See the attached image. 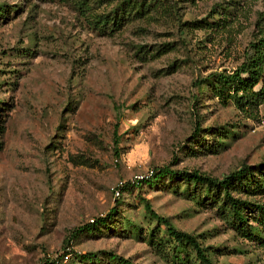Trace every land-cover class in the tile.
Wrapping results in <instances>:
<instances>
[{"label": "rangeland", "instance_id": "obj_1", "mask_svg": "<svg viewBox=\"0 0 264 264\" xmlns=\"http://www.w3.org/2000/svg\"><path fill=\"white\" fill-rule=\"evenodd\" d=\"M78 1L0 0V264H118L108 251L202 264L144 198L214 263L264 264V192L232 190L248 201L238 225L221 189L152 177L166 165L220 178L249 164L263 180L264 107L245 114L195 81L238 65L264 0ZM121 12L98 28L94 16Z\"/></svg>", "mask_w": 264, "mask_h": 264}, {"label": "trees", "instance_id": "obj_2", "mask_svg": "<svg viewBox=\"0 0 264 264\" xmlns=\"http://www.w3.org/2000/svg\"><path fill=\"white\" fill-rule=\"evenodd\" d=\"M103 2L104 0L78 1L80 7L85 9L90 8L89 5L100 6ZM94 17L97 18L96 22L99 24L98 28L104 30L106 25L114 26L116 22L122 20L123 15L121 12L119 17L115 16V18L109 19L107 13H100ZM258 25V35L247 43L243 59L231 72H212L207 77L196 79L195 81L196 87L202 89L203 86L207 85L205 78H208V85L213 84L212 92L218 96L223 103L232 101L236 107L248 115L258 111L259 106L262 105L264 107V21L260 22ZM195 130H197V127H195ZM256 169L260 170L259 177L263 178V180H259V182H253L249 177L253 172V167L249 164H243L220 178L212 177L194 169H171L166 165L157 168L152 177L154 179L155 177L166 175L167 178H179L187 183L203 184L208 189L215 187L221 189L223 191V200L229 205L232 217L237 221L236 224L242 225V223L246 221L242 210L248 201L239 196H233L232 190L239 186V188L244 190L254 187V191L258 190V192H264V160L256 165ZM141 180L146 181L144 179ZM256 207L257 212L264 214V204H256ZM144 208L147 214L166 226L167 233L178 244L185 243V245L194 249L195 256L202 264H216L204 251V247L200 244L195 235L186 230L174 227L170 222V217L168 215L159 214L152 207L151 201L148 198H144ZM114 210L116 209L113 206L105 215L96 217L93 219V223H85L83 227L89 228L91 224H104L107 220L106 217L110 216ZM67 252L71 254L72 249H68ZM88 254L90 256V254L93 253ZM88 254L86 256H88ZM107 254L111 259H116L118 264H135L130 258L123 255H116L112 251H108Z\"/></svg>", "mask_w": 264, "mask_h": 264}, {"label": "built area", "instance_id": "obj_3", "mask_svg": "<svg viewBox=\"0 0 264 264\" xmlns=\"http://www.w3.org/2000/svg\"><path fill=\"white\" fill-rule=\"evenodd\" d=\"M153 173V170L150 169L149 172H147L146 174H141V173H138V174H135L134 175V178L133 180H141V179H144L145 177H148L150 175H152ZM126 184L124 183L123 181H119L117 182L115 185L111 186V189L113 190V192L118 195L120 193V190H121V187Z\"/></svg>", "mask_w": 264, "mask_h": 264}]
</instances>
